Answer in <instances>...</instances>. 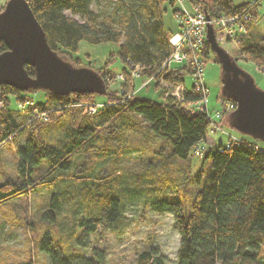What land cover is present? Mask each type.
<instances>
[{
    "label": "trees",
    "instance_id": "obj_1",
    "mask_svg": "<svg viewBox=\"0 0 264 264\" xmlns=\"http://www.w3.org/2000/svg\"><path fill=\"white\" fill-rule=\"evenodd\" d=\"M27 1L49 45L63 59L70 62L73 59L79 64V56L75 54L82 42L94 45L112 43L116 46L112 53L126 64L121 69L125 78L132 73L128 65L137 68L138 77L153 82L161 100L141 97L135 92L129 94L125 88L111 89L109 75L115 70L108 61L94 68L106 82L104 94H56L48 89L25 90L1 84L0 204L42 186L59 187L61 179H70L77 186L83 208L79 224L84 231L95 232L100 227L113 229L123 218L122 199L115 194L120 159L125 150L139 147L129 144L131 134L143 131L147 126L152 130L151 135L140 140L139 137L135 143L151 148L152 156L162 158L163 163L160 167H155L150 159L145 163L140 173L144 186L157 184L163 189L171 188L174 170L178 168L172 163L176 157L186 164L182 172L189 173L187 181H191V172L197 164L192 157L203 154L197 171L193 170V177L198 182L203 176L206 179L195 193L189 213L185 215L178 202L162 200L153 204L155 211L173 213V227L180 236L176 264H264V146L257 143L264 141L250 135L253 141L228 137L226 142L214 140L204 147L210 109L187 104L199 100L203 91L195 89L194 84L187 86L186 75L192 73L188 64L172 69L164 63L172 51L169 37L176 32L165 25V0ZM176 1L170 0V4L174 6ZM187 1L191 5L200 1L212 19L222 14L250 12L251 19L241 34L239 51L257 64L264 63V36L256 31L255 38L252 29L260 17L259 0L241 3L234 0ZM4 5H0V11ZM172 11L176 17L181 7H173ZM7 48L4 39L0 38V53ZM211 51L206 41L204 61ZM25 68L30 75L35 74L34 66L26 64ZM160 80L172 87L183 84L182 101L162 87ZM35 93H42V99L36 100ZM218 98L230 100L236 106L222 91ZM43 113L46 119L42 118ZM138 119L144 125L136 123ZM50 129L59 130L53 141L49 139ZM155 137L159 140L155 142L156 146L150 142V139L155 141ZM22 138L24 144L16 149L19 177L6 175L1 180L6 172L1 148L9 142L18 143ZM157 143L161 144L160 148ZM197 146L202 148L195 151ZM166 148L169 152L164 155ZM112 149L114 154L109 162L98 165L100 156ZM79 152H83L82 158L76 162ZM208 160L211 161L209 171L205 169ZM53 172L56 176H52ZM58 194L62 195L63 201L71 197L64 192ZM59 209L60 203H52L43 211L42 220L55 223L56 210ZM40 235L38 246L48 254L50 264H105L102 248H93L89 257L83 254L73 259L54 245V237L48 231H41ZM0 264L10 263L0 260ZM11 264L33 262L26 259ZM135 264H166V259L155 246L141 251Z\"/></svg>",
    "mask_w": 264,
    "mask_h": 264
},
{
    "label": "rangeland",
    "instance_id": "obj_2",
    "mask_svg": "<svg viewBox=\"0 0 264 264\" xmlns=\"http://www.w3.org/2000/svg\"><path fill=\"white\" fill-rule=\"evenodd\" d=\"M244 1L253 0H234L235 3ZM261 1L259 10L264 14V0ZM5 2L6 0H0V5H3ZM185 3L189 5L188 1H185ZM164 4L167 8L163 16L165 25L168 29L177 31L178 20L174 16L172 9L173 7L180 6V3L176 1L174 6H172L170 0H165ZM92 7L96 9L95 5ZM66 13L71 14L69 10H66ZM76 17L78 16L76 15ZM220 45L231 55L239 57L237 59L238 65L254 78L258 87L264 90V72L259 68L255 60L243 56L239 51L237 42L234 40H223L220 42ZM115 50L116 46L112 43L94 45L82 42L79 51L75 54L79 56L77 57L80 60L79 64L73 59L71 63H74V66L96 68L103 66L108 61L112 63L111 65L115 70L114 74L109 75L110 79L108 78L111 81V89L125 88L129 94L135 92L141 97L145 96L154 100H161L159 90L156 89L154 83H148L149 80L138 77V73H136L138 71L137 68L132 69L128 65L132 73L129 75V78H125L124 74L121 73V69L126 64L119 56L112 53ZM216 58L212 50L204 61L203 81L209 89L207 106L210 109L211 116L217 121L221 120L222 130L219 129L215 133H208L205 139L206 142L203 143L204 147L214 140L226 142L228 137L232 139L245 138L246 140H252L249 135L233 128L228 119H226V115L230 114L232 110L224 112L226 105L218 98L222 86V67ZM184 65H186L185 62L173 61L170 64V68L175 69ZM159 82L162 87L167 88V91H170L178 100L182 101L183 84L172 87V85L164 80H160ZM186 84L187 86L194 84L192 74L186 75ZM42 97V93H35L36 100H41ZM187 104L188 106H194L189 102ZM217 110L224 113L222 119L216 116ZM42 118H44L43 115ZM136 123L144 125L139 119ZM144 128L143 131L138 130L137 133L131 134V143L129 144L139 147L137 149L125 150L120 159L119 164L121 167L120 173L117 176V189L114 190L115 194L122 199L123 218L115 224L113 229L104 230L100 227L95 232H85L79 224V214L83 212V208L79 202L77 186L71 183L70 179H61L58 183L59 187H56V185L53 187L42 186L35 191L0 204V260L11 264L31 259L33 264H50L48 254L39 248V242L37 241L41 231H48L54 237V245L61 248L65 256L73 257V259H77L83 254L89 257L93 248H102L105 255V264H135L136 257L141 251L156 246L165 256L166 264H176L180 236L173 227V213L169 211H155L153 204L162 200L178 202L183 213L187 215L195 193L202 188L201 182L206 179V176H203L202 180L198 182L193 177V170L197 171L196 169L200 166V160L203 159V154H195L192 157L193 161L197 164L191 172V181H187L190 174L182 172L186 164L176 157L172 160V163H175L178 168L174 170V185L171 188L163 189L158 187L157 184H145L146 186H144L140 181V173L144 169L145 163L149 159L153 161L152 164L155 167H160L163 163L162 158L152 156L151 148H144V145H137L135 143L145 136L151 135L152 130L147 126ZM58 133V129H50L49 139L53 141L56 135H59ZM156 141H159L158 138L155 141H151L150 139L153 145H155ZM257 143L259 146H264V143L261 141H257ZM23 144L24 138L18 143L9 142L2 146L1 160L6 172L2 174L1 180L6 175L14 178L19 177L16 149ZM160 145L157 143V147L160 148ZM140 147L143 148L140 149ZM165 150L164 155L169 152V148ZM196 150L197 147L195 148ZM82 153L76 154V162L80 161ZM113 154L114 150H110L107 154L101 155L98 165L108 163ZM210 163V160L206 163L205 169L207 171H209ZM45 164L44 161L43 167ZM52 174V176H56L54 172ZM118 184H120V187ZM61 192L70 194L71 197L63 201L62 195L58 194ZM56 194L57 196L55 197ZM56 201L60 203V209L56 210V222H44L42 220L43 211L50 208L52 203Z\"/></svg>",
    "mask_w": 264,
    "mask_h": 264
},
{
    "label": "water",
    "instance_id": "obj_3",
    "mask_svg": "<svg viewBox=\"0 0 264 264\" xmlns=\"http://www.w3.org/2000/svg\"><path fill=\"white\" fill-rule=\"evenodd\" d=\"M206 36L222 67L221 91L236 103L228 122L241 133L264 141V90L218 43L211 23ZM0 38L8 47L0 53V85L48 89L56 94L107 91L104 78L94 68L74 66L51 48L27 0H6L0 11ZM26 64L35 67L33 76Z\"/></svg>",
    "mask_w": 264,
    "mask_h": 264
},
{
    "label": "built area",
    "instance_id": "obj_4",
    "mask_svg": "<svg viewBox=\"0 0 264 264\" xmlns=\"http://www.w3.org/2000/svg\"><path fill=\"white\" fill-rule=\"evenodd\" d=\"M180 3L181 11L176 13V19L180 23L178 31L172 33L169 41L172 46V51L164 63L169 67L171 62H185L192 70L193 83L195 89L203 91V95L199 100L189 101L197 108H208V93L209 89L203 81L204 72V56L203 50L207 40V27L211 23L215 29L216 40L220 44L223 40H234L239 44L241 34L246 31V23L251 19V13L244 10L235 15L222 14L214 19L210 18L204 11L202 3L199 1L196 4L186 5L187 0H177ZM259 68L264 72V63L258 64ZM183 87V86H182ZM225 105L224 112H230L235 108L230 100L223 101ZM1 105V103H0ZM46 118L45 113L42 114ZM216 116L221 118L224 113L217 110ZM209 131L215 133L221 129V120L217 121L209 114ZM214 135V134H212ZM197 146V150L201 149Z\"/></svg>",
    "mask_w": 264,
    "mask_h": 264
},
{
    "label": "crops",
    "instance_id": "obj_5",
    "mask_svg": "<svg viewBox=\"0 0 264 264\" xmlns=\"http://www.w3.org/2000/svg\"><path fill=\"white\" fill-rule=\"evenodd\" d=\"M261 0H259V3L261 4ZM259 4V5H260ZM259 19H258V23L257 26L255 25L254 27H252L253 32L255 33V38H256V31L263 37L264 36V20H263V16L264 14L262 12H260L259 10ZM239 47V44H238ZM256 62V61H255Z\"/></svg>",
    "mask_w": 264,
    "mask_h": 264
}]
</instances>
